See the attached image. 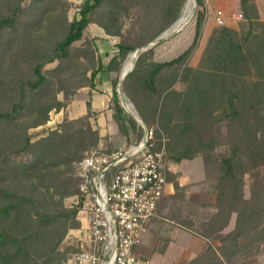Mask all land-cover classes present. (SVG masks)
Wrapping results in <instances>:
<instances>
[{
    "label": "trees",
    "instance_id": "obj_1",
    "mask_svg": "<svg viewBox=\"0 0 264 264\" xmlns=\"http://www.w3.org/2000/svg\"><path fill=\"white\" fill-rule=\"evenodd\" d=\"M237 1L246 28L215 29L195 66L185 62L199 39L201 14L184 50L156 61L146 59L152 52L148 47L120 84L148 124L155 116L165 119L161 113L170 101L174 115L168 119L166 145L174 163L202 158L214 212L196 228L184 225L204 239L201 251L186 264H234L233 258L264 246V21L258 19L254 0ZM183 2L83 0L70 20L64 0H0V264H58L65 257L68 247L61 251L59 245L68 229L80 225L75 216L79 205L63 203L78 193L74 163L104 141L91 126L89 102L85 114L75 118L65 111L79 88L94 87L98 71L114 72V88L127 54L154 42L177 19ZM196 3L203 5L202 0ZM131 9L136 20L124 32L123 16ZM90 23L118 38L105 64L94 40L83 37ZM174 66L180 67L179 74L168 77L158 92L159 74ZM176 80L184 84L180 91L172 88ZM113 104L121 111L112 99L111 117L126 138ZM52 109L64 110L61 122L31 140L28 129L45 124ZM177 175L165 171L174 189L181 187ZM233 213V227L224 232Z\"/></svg>",
    "mask_w": 264,
    "mask_h": 264
},
{
    "label": "built area",
    "instance_id": "obj_2",
    "mask_svg": "<svg viewBox=\"0 0 264 264\" xmlns=\"http://www.w3.org/2000/svg\"><path fill=\"white\" fill-rule=\"evenodd\" d=\"M71 1L79 11L83 0ZM188 17L180 16L165 33L179 31ZM215 19L223 24L221 10ZM74 174L80 225L64 264H148L135 248L171 187L163 171L162 152L153 149L152 129L144 127L141 137L128 145L86 152L74 163Z\"/></svg>",
    "mask_w": 264,
    "mask_h": 264
},
{
    "label": "rangeland",
    "instance_id": "obj_3",
    "mask_svg": "<svg viewBox=\"0 0 264 264\" xmlns=\"http://www.w3.org/2000/svg\"><path fill=\"white\" fill-rule=\"evenodd\" d=\"M64 1L67 3L68 19L71 20L77 16L80 10L76 11L72 8L73 2L71 0H64ZM202 2H203V5L202 7H200L199 5H197L196 0H184L182 7L180 9V13L177 17L178 19L180 16L189 14V17L187 19L188 21L185 24H183V27L179 31L173 32L172 34L165 33V30L169 28L177 20L176 19L169 27H167L165 30H163L160 33V35L157 37V39L154 42H150L145 47L129 52L122 64H127L130 62L131 63L130 70H131L134 67L138 54L141 51H145L148 47H151V46H152L151 54L145 55V56L147 60L148 59L154 60L153 44L157 42L161 37L169 38L170 36L175 35V34L180 38V41L177 44V46H175V48L171 51V53L167 55L168 56L167 58L169 59V58L176 56L189 45L191 38L193 36V32H194L195 20H196L197 15L199 14L202 15L200 36H199L196 47L191 52V54L189 55L188 59L185 62V64L187 65L195 66L197 64L200 54L203 48L205 47L209 36L214 32L215 29L221 26H224V25L237 28L240 31H243L246 28L247 21L242 16L241 11L239 10V5H238L237 0H202ZM254 2L256 4V8L258 12V19L261 21H264V0H254ZM217 10H221L223 13V20H224L223 24H218L216 22L215 17H216ZM135 18H136V11L134 9H131L128 15L123 16L124 32H126L130 28V25L132 24V22L136 20ZM85 30L83 32V37H89L88 35L90 32H88L87 30L85 31ZM112 37L115 38L116 41L118 40L116 36H112ZM143 53L146 54L147 52H143ZM102 63L105 64L107 63V61H104ZM51 65H53V63L47 64L46 67H49ZM176 71H178V74H179L180 67L174 66L171 68H167L159 74V78L157 80L158 92L163 91V86L166 84L165 80L168 77L169 78L172 77ZM119 73L117 76L116 84L119 82ZM123 78L121 79V82ZM183 86L184 84L181 81L176 80L172 88L173 90L180 91L183 89ZM120 89L122 93L124 94L121 85H120ZM124 96L126 97L125 94ZM57 97L61 99L62 98L61 93H58ZM142 99L140 100V103H143L144 105L145 99L143 100ZM156 99L158 100V96L152 95V100L155 101ZM165 104H166L165 111L164 113H161V115H163V118L165 119H159L157 116H155L152 118V120L151 118H149L151 120V123L149 124L144 122L139 117L133 103H132L133 107L131 108H132V111L134 109L133 111L134 114L132 115L128 114L126 111L123 113L122 111L118 112L116 107L113 104L112 108H113L114 115H118L121 117L120 120L127 130L126 138L125 136L120 134V132L118 131V133L122 135V138H123V143L120 144L119 146L128 145L129 143L135 140H138L142 135L144 127L152 129L153 149L162 152V164H163L164 173L165 171L167 173L168 170L172 172L178 171L179 175H177V181L179 185L181 186L179 189H174L173 185L171 184L172 190L170 192H167L165 196L161 198V203H159L158 205L159 217H162V220L164 222H168V224H171V225L178 223L179 226L183 228H185L184 225L191 227V228H196L198 227L199 223L205 221L209 217V215L214 212L213 204H214L215 196L212 191L210 182L205 180L204 168H203L202 158L200 155H197L193 157L192 159H183L179 161L178 163H174L170 159V155L172 151L169 152L167 145H166L167 143L166 141H167V131L171 129V124H172V121L170 122L168 119H170L171 116L174 115V109L171 108L172 105L170 101H167ZM56 112L58 111H54L53 109L50 110L48 114L49 115L48 120L45 124L28 129V132L31 135V140H35L37 137L44 134L47 128H54L58 125V123L61 122L63 116L61 117L58 116ZM92 116L93 114L91 115V117ZM113 121L116 123L117 129H118V123L115 120ZM90 123H91V126L95 128L92 125L91 120H90ZM138 135L140 136L137 139H135ZM103 137H104V141L96 147L97 149L104 150L103 148L104 146H107L109 149L115 148L112 146L111 142L108 140L107 135H104ZM93 149L95 148L86 150L84 154ZM243 191H244V196L248 197L249 189H248L247 180L245 182ZM63 203L67 207H71L75 205L74 204L75 203L74 194L65 197L63 200ZM234 217H235V214L233 213L231 215L228 225L223 230L224 232L230 230L233 227ZM76 228L68 229L64 238L62 239L59 245V249L61 251L65 247H68V249L65 254V257L60 259L58 264H64L67 253L75 245V239L77 237L76 236L77 232L75 231ZM150 240H151L150 243L148 244V246H146L147 249L149 250H146L144 247V251H142L143 252L142 254H144V256L142 255L141 258L147 261L146 256L148 252H150L151 250L152 257L153 259H155V263L153 264H168L158 254V252H162L164 245L166 243L165 236L162 233H160L157 239H155L152 236ZM153 240H156L155 243L153 242ZM178 240L181 241V238L180 239L178 238ZM212 244L216 246L219 244V242L212 241ZM233 263L234 264H264V246H260L257 252H256V247H255V248H252L251 252L248 255L246 256L240 255V256L233 258Z\"/></svg>",
    "mask_w": 264,
    "mask_h": 264
},
{
    "label": "crops",
    "instance_id": "obj_4",
    "mask_svg": "<svg viewBox=\"0 0 264 264\" xmlns=\"http://www.w3.org/2000/svg\"><path fill=\"white\" fill-rule=\"evenodd\" d=\"M86 30L90 32L88 36L94 40L97 56H99L102 62L108 61L117 50L115 45L117 42L116 39L105 34L100 27L93 23L88 24ZM179 41L180 38L176 34L169 38L161 37L153 44L154 60L162 61L168 59L167 55L171 53ZM125 65L126 64H122L121 66L119 82L114 88L111 85V79L114 76V72L98 71L94 76V87L88 88L84 86L79 88L65 111L69 118H75L85 114L86 103L89 102L91 110L94 112L93 116L90 118L92 125L98 129L100 136H108V140L113 147L122 144L123 138L122 135L118 133L116 123L112 120V110L108 107L109 101L115 98L118 105L121 107L122 113L126 111L128 114H134V109L132 111L131 108L133 107L132 102L124 96L120 89L121 79L130 70V68L125 69ZM56 114L61 117L63 116L64 111L60 110L56 112ZM171 190L172 186L167 192H170ZM165 194L163 196H165ZM159 203H161V199L158 202V205ZM158 205L155 214L149 220L135 251L140 257L142 255L144 256L142 251H144V247L146 250H149L146 246L150 243L151 237L153 236L157 239L159 234L162 233L166 238V243L162 252H158V254L168 264H186L190 258L201 251L204 246V239L191 233L186 228L179 226L178 223L174 222L175 224L171 225L168 224V222H164L162 217H159ZM178 238H181V241H179ZM155 241L156 240H153L154 243ZM146 258L149 264L155 263L151 250L148 252Z\"/></svg>",
    "mask_w": 264,
    "mask_h": 264
},
{
    "label": "bare ground",
    "instance_id": "obj_5",
    "mask_svg": "<svg viewBox=\"0 0 264 264\" xmlns=\"http://www.w3.org/2000/svg\"><path fill=\"white\" fill-rule=\"evenodd\" d=\"M130 66H131V63L129 62V63H127V64L125 65V69L130 68Z\"/></svg>",
    "mask_w": 264,
    "mask_h": 264
}]
</instances>
